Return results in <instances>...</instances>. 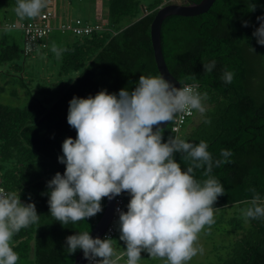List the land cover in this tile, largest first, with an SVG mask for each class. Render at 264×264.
<instances>
[{"label":"trees","instance_id":"obj_1","mask_svg":"<svg viewBox=\"0 0 264 264\" xmlns=\"http://www.w3.org/2000/svg\"><path fill=\"white\" fill-rule=\"evenodd\" d=\"M9 1L16 4V0ZM173 1L107 0L104 18L99 13L101 21L79 16L59 20L58 24L80 18L92 24L101 22L103 28L80 34L69 30L74 37L60 45L58 76L53 79L42 71H28L32 77L22 72L23 59L37 47L24 52L22 31L20 46L0 39V63H9L0 92L9 84L8 96L16 100L0 101V183L7 192L20 190L21 201L34 203L40 215L38 223L12 238L11 246L19 255L17 264L73 263L76 253L68 254L65 238L90 231L102 212L77 224L61 225L49 213L48 196L42 195L47 192L46 182L56 172H64L65 166L57 160L63 140L76 137L75 129L67 123L68 102L73 96L86 98L102 89L109 93L131 90L140 75H159L150 23L160 5ZM249 3L256 5L255 11ZM258 16H264V0H214L198 14L166 15L160 27L162 55L170 72L181 85L198 82L197 90L207 93L205 113L194 110L178 131L172 130V122L165 125L164 140L169 136L195 144L204 140L214 160L221 158V149L233 153L232 162L214 167L212 175L225 189L214 204L218 211L215 223L223 220L225 230L234 236L225 246V255L210 264H264V218L246 221L242 214L251 206L245 203L254 195L251 189L264 197V46L252 36L259 27ZM26 20L30 19L14 22ZM243 21L249 26L243 27ZM5 22L12 21L0 22V28H5ZM39 41L45 42L43 38ZM19 58L21 64L15 62ZM212 60L215 68L204 72L203 65ZM225 69L234 73L231 83L222 80ZM71 72L74 75L67 81ZM192 73L195 81L185 79ZM175 158L182 168L187 167L180 154ZM202 171L195 172L198 180L206 179ZM119 197L126 211L129 196L124 193ZM102 204L104 209L106 198ZM114 236L119 237L118 226L111 238ZM114 247L122 251L125 246L119 240Z\"/></svg>","mask_w":264,"mask_h":264},{"label":"clouds","instance_id":"obj_2","mask_svg":"<svg viewBox=\"0 0 264 264\" xmlns=\"http://www.w3.org/2000/svg\"><path fill=\"white\" fill-rule=\"evenodd\" d=\"M46 7V0H16L13 11L21 19H33ZM251 11L256 5L249 3ZM252 36L264 46V16ZM248 27V21L242 22ZM254 52L255 50L251 48ZM52 51L59 56L56 45ZM216 61L203 65L212 72ZM234 73L225 69L222 80L231 83ZM185 79L196 80L194 73ZM198 82L175 87L163 74L140 75L134 88L118 93L106 89L86 98L73 96L68 102L67 123L76 137L61 144L58 163L65 166L46 182L49 213L61 225L77 224L103 211V200L111 201L126 193V211L118 214L119 240L124 248L117 252L110 236L93 238L89 230L65 238L69 255L82 250L90 264H139L142 253L164 264H187L197 254L199 234L215 223L214 207L225 194L223 184L212 175L214 167L231 163L229 149L213 159L209 145L187 142L179 136L164 140L161 127L174 121L178 113L195 110L203 115L207 93H200ZM210 123V120H205ZM186 162L182 168L176 155ZM206 179L198 180L196 170ZM249 203L242 210L245 220L264 218V203L253 188ZM31 200V195L28 197ZM34 203H24L20 190L0 188V264H17L19 255L11 241L21 229L39 222Z\"/></svg>","mask_w":264,"mask_h":264},{"label":"rangeland","instance_id":"obj_3","mask_svg":"<svg viewBox=\"0 0 264 264\" xmlns=\"http://www.w3.org/2000/svg\"><path fill=\"white\" fill-rule=\"evenodd\" d=\"M144 4L151 0H141ZM179 1V0H176ZM54 2V9H61L63 16L69 18L79 16L82 18H88L91 21L98 20L101 21L103 18L98 13H102L105 10L107 0H52ZM16 6L14 2L9 0H0V22L4 21H17L20 20L14 13L13 9ZM102 18V19H101ZM54 22L56 20L54 19ZM7 27V26H6ZM0 28V39L7 42L21 45V30L12 28ZM60 28H52L50 32L43 38L45 42L39 41L36 43L37 47L31 51V55L23 59V70L22 72L28 71H42L43 75L52 76V79L57 75V69L59 63L57 62V55L52 51V46L56 45L57 48L64 44L68 39H72L74 36L69 32V30H59ZM45 43V44H44ZM35 45V46H36ZM21 58L15 59V62L21 64ZM9 63H0V82L2 83L6 77L5 71ZM31 68V69H30ZM30 69V70H29ZM51 73V75H50ZM30 77L34 76L32 72H28ZM74 73L68 75L67 81L73 77ZM35 84V81L33 82ZM8 86H10L8 84ZM8 86L4 92H0V101L15 103L8 96ZM19 90V89H18ZM196 119L197 117H193ZM218 211L215 212L217 214ZM226 224L222 222L214 223L211 225L210 230L206 226L199 234L198 245L203 247V254H197L192 258L187 264H210L216 260L217 256H224L226 253L227 246L234 236L233 232H228L225 230ZM116 242H119V237H113ZM118 252V251H117ZM142 259L139 264H164V261L158 258H152L147 255V253H142Z\"/></svg>","mask_w":264,"mask_h":264},{"label":"built area","instance_id":"obj_4","mask_svg":"<svg viewBox=\"0 0 264 264\" xmlns=\"http://www.w3.org/2000/svg\"><path fill=\"white\" fill-rule=\"evenodd\" d=\"M54 15L55 13L53 8L47 6L42 10L39 16L33 19L19 22H5L3 23V26H7L9 28H18L22 31L24 52H29L30 50H32L35 47L36 43L40 39L44 38L48 34V32L54 27L60 28L64 31L71 30L72 32L78 34L88 33L93 29L103 28V24L101 22H95L92 24L84 22L80 18H75L74 21L61 22L59 24L57 23L56 25L53 23L52 20ZM184 85H190V83H186ZM184 85H181V87H183ZM193 114L194 110L192 111L191 115H189L186 111L183 113H178L171 124L172 130L178 131L181 125L184 123L185 119L191 117ZM0 188L4 189L1 183ZM261 202L264 203V197L261 199ZM117 208H120L121 210L125 211L122 208V198L119 196L114 198L113 210L110 220L99 238L103 239L105 236L111 237L115 233L116 227L118 226V214L116 213ZM84 264H90V262L86 260Z\"/></svg>","mask_w":264,"mask_h":264},{"label":"water","instance_id":"obj_5","mask_svg":"<svg viewBox=\"0 0 264 264\" xmlns=\"http://www.w3.org/2000/svg\"><path fill=\"white\" fill-rule=\"evenodd\" d=\"M214 0H198V1H173L166 2L160 5L151 20L150 23V40L153 48L154 60L159 74H163L164 77L169 80L175 87L181 86L179 80L170 72L162 55L160 44V27L163 18L169 14H181V15H194L206 11ZM166 124L161 125L164 127ZM113 200L106 199L105 207L90 229L89 234L93 237H100L104 229L106 228L113 210ZM86 259L83 256L82 250H77L72 264H84Z\"/></svg>","mask_w":264,"mask_h":264},{"label":"crops","instance_id":"obj_6","mask_svg":"<svg viewBox=\"0 0 264 264\" xmlns=\"http://www.w3.org/2000/svg\"><path fill=\"white\" fill-rule=\"evenodd\" d=\"M53 5H54V2H52V0H46V7L48 6V7H51V8H53V10H54V13H55V15H54V17H53V22H54V19L56 20V22H54V23H57V22H59V20H65V19H69V17H67V16H63L62 15V13L60 12L61 11V9L60 8H62V7H60V8H58L57 10H55L54 9V7H53ZM55 6V5H54ZM45 7V8H46ZM99 14V13H98ZM103 18H104V14H103ZM86 19H88V18H86ZM89 20V19H88ZM118 252H120V251H118Z\"/></svg>","mask_w":264,"mask_h":264}]
</instances>
